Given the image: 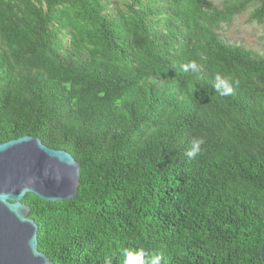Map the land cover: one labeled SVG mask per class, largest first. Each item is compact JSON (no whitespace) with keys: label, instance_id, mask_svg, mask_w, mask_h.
<instances>
[{"label":"trees","instance_id":"obj_1","mask_svg":"<svg viewBox=\"0 0 264 264\" xmlns=\"http://www.w3.org/2000/svg\"><path fill=\"white\" fill-rule=\"evenodd\" d=\"M254 1L0 0V143L80 164L23 199L54 264H263L264 54L218 31Z\"/></svg>","mask_w":264,"mask_h":264},{"label":"water","instance_id":"obj_2","mask_svg":"<svg viewBox=\"0 0 264 264\" xmlns=\"http://www.w3.org/2000/svg\"><path fill=\"white\" fill-rule=\"evenodd\" d=\"M79 183L80 164L69 151L28 134L0 143V264H54L38 249V223L23 199H73ZM261 257L264 264V236Z\"/></svg>","mask_w":264,"mask_h":264},{"label":"rangeland","instance_id":"obj_3","mask_svg":"<svg viewBox=\"0 0 264 264\" xmlns=\"http://www.w3.org/2000/svg\"><path fill=\"white\" fill-rule=\"evenodd\" d=\"M114 1L115 6H120L117 0ZM210 1L222 6L224 0ZM258 4L260 1L256 0L245 11L237 14L231 22H222L218 31L226 42L264 54V18L262 20L252 19V12Z\"/></svg>","mask_w":264,"mask_h":264}]
</instances>
